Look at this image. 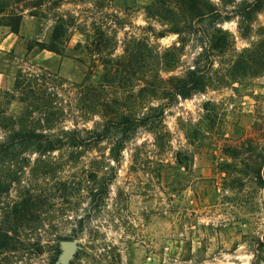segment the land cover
Here are the masks:
<instances>
[{"label": "rangeland", "instance_id": "374dc122", "mask_svg": "<svg viewBox=\"0 0 264 264\" xmlns=\"http://www.w3.org/2000/svg\"><path fill=\"white\" fill-rule=\"evenodd\" d=\"M206 1L222 16L239 0ZM8 8L23 16L4 44L0 25V139L57 147L0 165V264H264V6L190 35L157 0ZM213 27L228 42L208 52ZM195 64L198 88L174 95Z\"/></svg>", "mask_w": 264, "mask_h": 264}, {"label": "trees", "instance_id": "16d2710c", "mask_svg": "<svg viewBox=\"0 0 264 264\" xmlns=\"http://www.w3.org/2000/svg\"><path fill=\"white\" fill-rule=\"evenodd\" d=\"M23 0H0V25H6L10 31L17 33L22 20L21 10L14 12L8 8L11 3H19ZM160 4L161 10L165 12H173L174 15L180 16L186 23L187 34L195 32L191 22L193 20H208L213 22L217 19L227 20L235 16L239 18V22H249L253 19V14L264 6V0H239L233 4L229 10H225L224 15L220 16L218 9L211 2L206 0H157ZM173 6V8H172ZM32 15V13H30ZM62 24L57 20L53 30V39L61 35ZM173 32H179L178 27L173 28ZM203 35L206 39L203 43L206 44L208 52L220 49L226 45L227 32L220 28H211V30H203ZM40 49H47L57 52V49L51 44L45 46L44 42H37ZM202 78V72L197 67V64L188 68L187 72L182 78H173L174 84L172 85L174 95L185 97L188 93L197 89ZM144 121V120H141ZM57 145L53 144L50 139H47L43 134H35L33 132H21L15 135H6L0 139V165L7 159L9 160L14 155V152L20 149H33V150H50L56 148ZM49 264H52L50 262Z\"/></svg>", "mask_w": 264, "mask_h": 264}, {"label": "water", "instance_id": "95a60500", "mask_svg": "<svg viewBox=\"0 0 264 264\" xmlns=\"http://www.w3.org/2000/svg\"><path fill=\"white\" fill-rule=\"evenodd\" d=\"M76 248V241L74 239L64 240L61 242V258L66 260L69 256L72 255Z\"/></svg>", "mask_w": 264, "mask_h": 264}, {"label": "crops", "instance_id": "0c3cea01", "mask_svg": "<svg viewBox=\"0 0 264 264\" xmlns=\"http://www.w3.org/2000/svg\"><path fill=\"white\" fill-rule=\"evenodd\" d=\"M29 17H33V15H29ZM24 19V18H23ZM12 34L14 35V36H16V34L15 33H13V32H11V31H9L6 35H5V37H3V39H2V42L1 43H7V41H8V39H12L11 37H12ZM12 41V40H11ZM10 43H12V42H10Z\"/></svg>", "mask_w": 264, "mask_h": 264}]
</instances>
